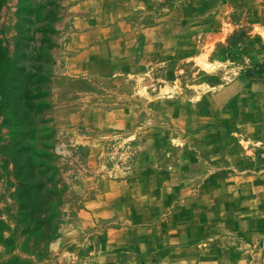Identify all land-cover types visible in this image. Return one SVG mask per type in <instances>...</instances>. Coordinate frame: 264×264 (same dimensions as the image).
Returning <instances> with one entry per match:
<instances>
[{
  "label": "rangeland",
  "instance_id": "obj_1",
  "mask_svg": "<svg viewBox=\"0 0 264 264\" xmlns=\"http://www.w3.org/2000/svg\"><path fill=\"white\" fill-rule=\"evenodd\" d=\"M0 264H264V0H0Z\"/></svg>",
  "mask_w": 264,
  "mask_h": 264
}]
</instances>
